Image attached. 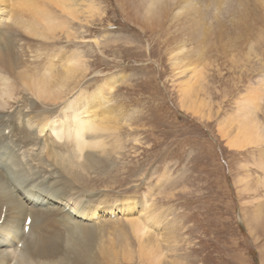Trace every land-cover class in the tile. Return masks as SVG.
<instances>
[{
	"label": "rangeland",
	"instance_id": "rangeland-1",
	"mask_svg": "<svg viewBox=\"0 0 264 264\" xmlns=\"http://www.w3.org/2000/svg\"><path fill=\"white\" fill-rule=\"evenodd\" d=\"M96 1L100 12L91 18L80 15L83 1L75 2L80 16H67L68 31L73 39L77 33L87 61L82 91L103 88L107 98L101 109L117 116V142L110 140L118 154H102V170L85 173V180L97 192L114 184L108 194L119 205L134 195L135 212L142 202L157 201L155 208L168 214L164 222L177 237L161 244L169 256L161 264H264V142L232 147L236 125L228 133V127L222 129L244 106L264 134V90L259 97L253 93L264 79V0H248L246 31L230 25V14L220 18L217 35L204 25L205 39L177 19L179 3H172L153 28L135 16L132 0ZM60 39L51 43L78 49L66 33ZM194 97L201 106L197 113L191 109Z\"/></svg>",
	"mask_w": 264,
	"mask_h": 264
},
{
	"label": "bare ground",
	"instance_id": "bare-ground-1",
	"mask_svg": "<svg viewBox=\"0 0 264 264\" xmlns=\"http://www.w3.org/2000/svg\"><path fill=\"white\" fill-rule=\"evenodd\" d=\"M77 1L0 0V264H133L134 260L161 264L169 258L162 243L177 237L167 227L168 214L160 215L161 208L160 213L155 208L157 201L149 204L146 200L135 212L138 203L134 195H127L119 205L117 197L108 194L114 184L110 182L97 192L84 178L85 173L88 176L101 168L102 154L115 156L117 141L113 136L119 121L112 110L101 109L107 98L103 88L91 94L81 89L87 61L77 33L74 39L70 36L67 16L86 12L91 18L100 9L96 0H79L85 9L80 4L78 15ZM132 1L137 4L135 16L153 28L172 3H179L177 19H183L181 24L193 35L203 34L202 39L209 35L206 30L200 33L204 25L217 35L220 18L231 14L230 25L241 29L252 13L248 0ZM62 33L69 41L75 40L78 49H61L51 43ZM194 77L200 85L203 78L199 71L195 70ZM263 90L261 78L254 96H261ZM197 100L194 97L191 106L196 113L201 108ZM250 110L242 106V112L222 126L224 130L228 127L226 133L230 126L237 127L230 146L264 142L263 130Z\"/></svg>",
	"mask_w": 264,
	"mask_h": 264
}]
</instances>
